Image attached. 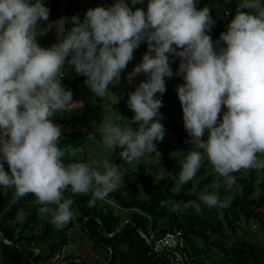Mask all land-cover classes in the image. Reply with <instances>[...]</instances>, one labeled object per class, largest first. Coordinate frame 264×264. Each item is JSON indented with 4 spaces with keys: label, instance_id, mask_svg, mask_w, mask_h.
Returning a JSON list of instances; mask_svg holds the SVG:
<instances>
[{
    "label": "clouds",
    "instance_id": "1",
    "mask_svg": "<svg viewBox=\"0 0 264 264\" xmlns=\"http://www.w3.org/2000/svg\"><path fill=\"white\" fill-rule=\"evenodd\" d=\"M143 2L130 0L133 6ZM196 3L148 0L146 11L139 7L133 11L125 0H116L107 8L88 9L83 21L61 17L54 22L58 42L44 48L37 38L46 35L53 23L41 25L50 12L42 0H0V186L14 189V203L33 194L34 203L41 205V219L63 229L75 217L74 200L65 198L66 190L70 188L72 196L91 192L93 206L122 186L120 166L109 157L65 164L66 152L59 146L62 128L50 118L79 105L61 83L66 64L86 77L85 84L102 98L111 92L110 85L119 84L134 50L146 41L148 50L141 63L127 75L129 86L137 75L147 77L128 95L134 116L128 120L120 115L130 121L126 124L104 121L103 144L111 154L119 146V156L127 163L151 153L160 158L154 141L165 136L159 111L165 77L174 75L169 57H179L175 74L184 83L176 86V92L193 147L173 192L179 193L195 178L206 157L222 184L214 181V191L201 193L199 200L209 209L230 207L232 197L221 199L215 189L223 186L231 191L236 183L233 173L264 169V3L241 0L215 42L208 34L215 25L210 9L198 10ZM69 23L72 27L66 29ZM111 95L119 103L120 98ZM222 106L227 111L220 118ZM189 207L202 211L196 201L183 204L184 209ZM179 210L177 203L173 211ZM26 215L19 210L17 222Z\"/></svg>",
    "mask_w": 264,
    "mask_h": 264
},
{
    "label": "trees",
    "instance_id": "2",
    "mask_svg": "<svg viewBox=\"0 0 264 264\" xmlns=\"http://www.w3.org/2000/svg\"><path fill=\"white\" fill-rule=\"evenodd\" d=\"M102 1L96 0L86 7L74 3H70V6L80 12L83 20L86 11L97 7ZM240 2L241 0H197L196 6L200 4L202 8L209 7L215 21L212 29L214 42L225 32L217 22L216 11L225 14L229 7L231 20ZM127 3L133 11L137 7L146 11L148 0L135 6L130 0ZM145 42H141L133 53ZM169 59L172 68L174 60L172 56ZM141 61L142 57L133 56L128 65H138ZM85 80L86 77L82 75L75 76L72 87L77 88ZM136 87L122 93L115 85L109 86L120 98L119 103L113 104L114 108L127 115L130 120L134 113L129 109L127 100L129 93L135 91ZM172 94L177 92L166 90L162 99ZM159 95L158 93L157 96ZM73 144L82 147L86 142L79 145L74 141H60L59 146L66 152L62 158L65 164L83 162L69 152ZM186 157L180 160L169 150L164 154L162 163L171 170L177 182L167 177L157 181L147 162L140 159L135 168L122 172V186L109 193L105 199H97L93 206L89 204L91 192L72 196L69 188L66 194L74 200L72 208L75 217L63 229H56L47 218L41 219L38 213L41 205L34 203L36 197L33 194H27L14 203V189L1 191L0 264H52L62 249L71 243L77 222L84 234L100 245L106 255L104 259L91 261L69 254L64 256L63 264H83L79 260L86 264H105L107 261L106 264H264V243L260 244L243 236L232 238L242 227L243 219L246 222L256 220L264 229V169L260 173L256 169L233 173L236 183L232 190L228 191L221 186L217 191L221 199L232 197L230 207L209 209L199 200L203 189L213 181V174L207 173L206 164L201 165L195 178L184 184L179 193L173 192ZM218 180L222 184V178L218 176ZM189 201L199 203L202 211L196 212L191 207L184 209L183 204ZM177 203L181 205V210L173 211ZM21 209L27 215L22 222H17V213ZM176 230H181V244L173 249L155 247L156 238ZM147 236L153 244L148 241Z\"/></svg>",
    "mask_w": 264,
    "mask_h": 264
},
{
    "label": "rangeland",
    "instance_id": "3",
    "mask_svg": "<svg viewBox=\"0 0 264 264\" xmlns=\"http://www.w3.org/2000/svg\"><path fill=\"white\" fill-rule=\"evenodd\" d=\"M94 1L96 0H42V3L45 4V6H47L50 9L49 19L47 23L52 22L53 27L48 33L53 37L54 42L57 43L55 38L56 36V28L54 23L55 21L59 20L61 17L70 18L72 16H77L80 18L81 21H83L81 19L80 12L75 10L73 6H70V3L81 4L83 7H86L91 3H93ZM115 2L116 0H103L97 6H102L107 8L112 6ZM125 2L127 3L128 0H125ZM261 2L264 3V0H261ZM196 7L198 10L202 9V6L200 4H198ZM226 9L227 11L225 14L221 13L218 10L215 13V17L217 19L218 24L221 26L222 31L227 30V25L231 21L230 20L231 12H229V7H227ZM243 10L247 11L246 9ZM43 22L44 21H41V23ZM65 26L68 29L72 27L70 23L66 24ZM212 29L208 33L211 37H212ZM173 47H175V45ZM147 50H148V44L147 42H145L135 53H133V56L136 58L143 57V55ZM177 51H179V49H177ZM172 58L174 60V64L172 66L174 75L171 78L165 77L167 91H176V86L184 83L183 78L175 74L179 68L181 58L175 56H172ZM135 67L136 65L129 64L122 71L120 76V82L119 84H116V86L122 93L127 92L130 88L134 86H138L141 81H144L147 78L145 74L141 73L136 77H134L131 86H129V83L127 81V75L128 73L132 72V70ZM68 69H69L68 66H66L65 69H63L65 75L63 76L61 83L65 89L71 90L73 94L74 89L72 87V80L77 75H75V72L73 70L71 71ZM80 87L82 89V93H80L78 97L80 96L83 97L82 100L86 101V99H91V97H94L88 93L90 88L85 83L80 84ZM111 92L109 91L108 94H106L104 97L101 98V105L95 106L96 104H94L95 106L94 109H93V105L87 107L86 103H82L78 105V106L81 105L84 106L82 107L83 110L86 109L88 110L90 116L87 119L78 118L77 116L70 114V111H65L63 113L57 112L50 119L56 125L62 128L61 141H67V140H72L73 138H78L80 140H88L91 142V145L87 150L80 149V151H77L75 153V156L72 155V150L77 148L73 147L71 151H69L73 157L82 159L83 162L85 163L102 162L105 158L109 157V160L117 161V164L115 165L120 166V170L121 172H123L127 169L135 168L137 166V161H132L131 163L124 162L123 158L119 156V152L122 151V149L119 146H117L114 149L113 153L111 154L112 150L103 144L102 136H101L102 125L106 120L110 119L120 124L130 123V121H124L120 119V115H121L125 119L130 120L127 117V115L119 112L114 108L113 104L115 103V100L112 97ZM115 95L118 97L117 94ZM162 103H163V107H161L159 111L163 116V119L160 120V122L164 125L165 136L162 141H154V143H156L157 145L158 151L161 153V156L158 159L157 157H155V153H151V154H145V156L142 157L141 159L147 162L149 170L155 174V178L157 181H160L163 177H167L169 180L173 182H177L173 178L171 170L162 163L164 160V154L166 151L169 150L172 154L177 155L180 160H183L187 156V153L192 149L193 145L189 142L190 138L188 136L187 131L184 128L183 111L180 101L178 99V95L172 94L171 96L164 97L162 99ZM226 111H227L226 106H222V111L219 114L220 118H222L224 112ZM72 118L81 122L83 125L90 128V130L75 128L70 123ZM133 127L136 128L138 127V125L133 124ZM207 135L208 133L206 131L203 139L206 140ZM3 163H4L5 171H8L10 173V169L8 167L7 162L5 161ZM202 164H206V166H208L207 173L210 172L213 174V181L208 186H206L201 193L205 191H214V189L211 188V185L214 181L218 180V175L214 174L213 168L206 157L202 161ZM258 172L260 173V170H258ZM4 190L6 189L0 186V192ZM215 191H218V189H215ZM64 196L65 198H68L66 191L64 193ZM241 225L242 227L239 229L237 234L232 235V238L243 236L257 243L260 244L264 243V229L262 228V226L258 221L251 220L250 222H246L243 219L241 221ZM69 254L82 256L86 260L95 261V260L104 259L106 252L103 250V248L100 245L96 244L90 237L84 234L82 227L80 226L79 222H77L76 227L72 232L71 243L62 249L61 253H59L54 258L52 264H63L64 256ZM79 261L82 263L81 260Z\"/></svg>",
    "mask_w": 264,
    "mask_h": 264
},
{
    "label": "crops",
    "instance_id": "4",
    "mask_svg": "<svg viewBox=\"0 0 264 264\" xmlns=\"http://www.w3.org/2000/svg\"><path fill=\"white\" fill-rule=\"evenodd\" d=\"M47 24V22H43V23H41V25L42 26H44V25H46ZM55 38H56V41L58 42V40H59V37L57 36V34H56V36H55ZM37 42H38V44L41 46V47H44V48H48V47H50L52 44H54V43H56V42H54V39H53V37L49 34V33H47L46 35H44V36H42V37H38L37 38ZM66 66H67V64H66ZM68 70H73L74 72H75V75H79V74H77L76 73V71H75V69H74V67H72V68H69ZM74 75V76H75ZM80 84H84V83H79L78 85H77V88H73L74 90H73V97H72V99H73V102H75V103H77V104H82V103H86V105H87V107L88 106H90V105H93V109H94V107L95 106H98V105H101V97H98V96H95L94 95V93L89 89V91H88V93L90 94V95H92V96H94V97H91V99H86V101L85 100H82V98L83 97H78V95L80 94V93H82V89H81V87H80ZM116 86V85H115ZM117 87V86H116ZM118 88V87H117ZM93 98V99H92ZM95 98V99H94ZM94 101H96V102H94ZM94 104H96L95 106H94ZM82 107H84V106H78V105H74L73 106V110H71L70 111V114H73V115H75V116H77L78 118H81V119H87L89 116H90V114L88 113V110L86 109V110H83V108ZM92 109V110H93ZM81 110V111H80ZM78 111H80V112H78ZM69 113V112H68ZM92 113V112H91ZM76 142L77 144L78 143H80L79 145H81V143H84V142H86V144L84 145V146H80V147H77V145H71V147H70V151H71V149L73 148V147H75V148H77V149H88L89 147H90V145H91V142L90 141H88V140H80V139H78V138H73L72 140H67V141H62V142H66V143H70V142ZM107 154V153H106ZM110 162L111 163H114V164H117V161H113V160H110Z\"/></svg>",
    "mask_w": 264,
    "mask_h": 264
},
{
    "label": "built area",
    "instance_id": "5",
    "mask_svg": "<svg viewBox=\"0 0 264 264\" xmlns=\"http://www.w3.org/2000/svg\"><path fill=\"white\" fill-rule=\"evenodd\" d=\"M65 28L68 29L66 26ZM70 123L77 129L90 130V128L86 127L85 125L75 120L74 118L71 119ZM181 243H182L181 230L169 231L163 234L162 236L156 238L155 247L158 249H163V248L173 249ZM177 254H178V258H180V254L179 253Z\"/></svg>",
    "mask_w": 264,
    "mask_h": 264
},
{
    "label": "water",
    "instance_id": "6",
    "mask_svg": "<svg viewBox=\"0 0 264 264\" xmlns=\"http://www.w3.org/2000/svg\"><path fill=\"white\" fill-rule=\"evenodd\" d=\"M3 238L5 239V236H4V234H3ZM147 239H148V241L151 243V244H153V242H152V240L150 239V237L149 236H147ZM6 240V239H5ZM7 241V240H6ZM112 253H113V251H111V256H112ZM108 262V261H107ZM107 262H105V264L107 263ZM83 264H86V262L85 261H83L82 262Z\"/></svg>",
    "mask_w": 264,
    "mask_h": 264
}]
</instances>
